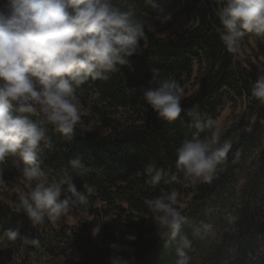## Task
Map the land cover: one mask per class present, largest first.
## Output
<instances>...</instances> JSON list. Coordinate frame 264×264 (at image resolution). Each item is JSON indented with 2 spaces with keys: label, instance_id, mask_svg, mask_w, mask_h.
Listing matches in <instances>:
<instances>
[{
  "label": "trees",
  "instance_id": "obj_1",
  "mask_svg": "<svg viewBox=\"0 0 264 264\" xmlns=\"http://www.w3.org/2000/svg\"><path fill=\"white\" fill-rule=\"evenodd\" d=\"M133 2L145 35L130 58L132 69L120 66L109 79L89 80L76 89L79 108L104 133L87 131L80 116L71 140L48 125V142L40 146V167L48 182L70 176L87 196L86 204L72 205L66 214L80 222L76 227L59 224L56 229L45 218L34 226L22 210L17 211L19 194L33 185L24 179L18 158H5L0 162V264H95L96 254L134 258V264H177L175 245L160 236L139 252L147 238L158 234L145 201L172 191L178 193L177 207L192 197L186 209H179L187 218L182 231L192 240L186 250L190 264H264V104L251 91L258 76L254 63L264 67V37L247 34L238 51L230 53L218 31L217 12L223 0H161L172 16L167 23L157 20V11L145 0ZM183 14L193 19L192 27L169 38L155 36ZM169 77L180 84L194 78L197 87L182 99L183 111L173 122L159 118L141 91L150 81L155 86ZM239 101L246 104V111L223 133L222 140L231 139L233 147L211 184L191 186L182 173L172 184L146 183L149 165L176 171L177 149L196 131L189 110L195 108L205 119L218 121L226 104ZM73 159L80 165L73 167L69 163ZM229 213L237 217L234 223H228ZM113 217L125 229L123 235L103 228L97 238L92 236L103 219ZM202 223L212 224L214 232L194 236ZM9 229H19L15 241L5 235ZM132 234L135 240L125 238ZM25 237L38 240V246L26 243ZM112 243L124 250L116 251ZM80 249L88 255L83 262L72 252Z\"/></svg>",
  "mask_w": 264,
  "mask_h": 264
},
{
  "label": "clouds",
  "instance_id": "obj_2",
  "mask_svg": "<svg viewBox=\"0 0 264 264\" xmlns=\"http://www.w3.org/2000/svg\"><path fill=\"white\" fill-rule=\"evenodd\" d=\"M157 11V20L167 23L161 0H145ZM217 15L220 39L230 53H236L242 38L254 33L264 37V0H223ZM145 24L137 17L133 0H3L0 3V162L7 157L23 164L24 179L33 186L19 194L17 211H23L32 224L55 223L72 205L86 204L87 196L78 191L70 176L49 183L41 170L39 151L48 142L47 126L68 140L80 120L76 89L89 80L110 78L120 66L132 69L130 58L137 54ZM144 101L158 117L177 120L183 111L184 89L175 78L160 79L141 88ZM252 95L264 104V74L257 76ZM196 130L177 149L176 171L149 165L146 183L156 187L163 182L180 181V174L192 183L211 184L232 150L231 139H223L220 123L195 108L187 113ZM208 135L201 137V133ZM73 167L79 159L69 161ZM0 183H3L0 180ZM87 187V186H86ZM90 193L92 189L87 187ZM158 235L175 245L177 264H190L186 250L192 240L182 231L187 218L177 207L178 193L146 200ZM228 223L237 217L229 213ZM214 232L202 223L193 235L204 238ZM98 232L93 230L95 236ZM10 241L19 229L5 233ZM135 240L134 235L125 237ZM38 246L36 239L24 238ZM166 243V246H167ZM116 251L124 250L112 243ZM131 252L132 250L129 249ZM78 260L79 257L77 256ZM110 264H134L123 256L110 257Z\"/></svg>",
  "mask_w": 264,
  "mask_h": 264
},
{
  "label": "rangeland",
  "instance_id": "obj_3",
  "mask_svg": "<svg viewBox=\"0 0 264 264\" xmlns=\"http://www.w3.org/2000/svg\"><path fill=\"white\" fill-rule=\"evenodd\" d=\"M0 3H1V1H0ZM193 25H194L193 19L191 17H189L188 15L183 14L182 16H180L176 20V22L170 28H165L164 30H162L160 32H154V34L158 38H169V37H172V36L180 33L183 30H186V29L192 27ZM254 70L258 73V75L264 74V67L262 65H259L258 63H254ZM196 73H197V67L195 68V75H196ZM181 86L184 89L183 99L186 98L187 96H189L190 94H192L194 92V90H196V88H197V87L194 88V78L192 81H183ZM79 110H80V116H82L84 118L83 119V123H84L83 127L86 128L87 131H89L91 133H104L101 130L100 125H99V123H97V121H95L93 118H91L88 113L83 112L80 108H79ZM245 111H246V104L242 101H239L237 103V105L226 104L221 109V112H220V115L218 118V122L220 123V125L223 129V133L227 129L232 127L237 122L239 117H241L245 113ZM79 122H80V120H79ZM188 183H189V185L194 186L197 183L199 184L200 182L192 183L191 181H189ZM191 198L192 197H190L188 199H184L178 208L180 210L186 209ZM114 220H116V217H113L111 219L110 218L109 219H103L102 223L100 224V229L95 231L98 233L95 236L92 234V236L97 238L100 235V233L102 232L103 228L110 229L113 234H118L120 236L123 235L126 232L125 229L122 227H118L119 225H116V223H114ZM79 222H80V219L77 216L65 214V215L61 216L55 223L52 222V224H53L54 228L58 229L59 224H64L68 227H76ZM151 222L154 223V220H152ZM158 236L159 235L156 234L152 237L147 238V240L145 242H143L142 245L139 247V252L144 250L146 248V246L155 243ZM72 252H73V254H75L76 257L77 256L79 257V259H78L79 262H83L85 259H88V255H86V253L83 254L82 250L81 251H72ZM83 252H85V251H83ZM91 252H92V250L90 251L89 254H91ZM95 257H97L96 262H94L95 264H110L109 258L113 257V256H107L105 254H96Z\"/></svg>",
  "mask_w": 264,
  "mask_h": 264
}]
</instances>
